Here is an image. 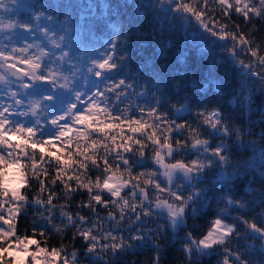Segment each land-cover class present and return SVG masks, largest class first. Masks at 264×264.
<instances>
[{
  "label": "trees",
  "instance_id": "obj_1",
  "mask_svg": "<svg viewBox=\"0 0 264 264\" xmlns=\"http://www.w3.org/2000/svg\"><path fill=\"white\" fill-rule=\"evenodd\" d=\"M208 2L212 10L204 17L205 22L209 16H213L221 23L229 24L226 29L229 32L233 30V24L240 25V31L247 33L253 43L260 46L259 54L264 56V20L253 17L250 22L246 21L234 8L230 10L229 18L223 15V6L214 4L213 0ZM251 2L255 3L256 0ZM153 3L154 0H4L6 9L0 7V25L14 26L0 35V52L13 58L6 65L16 63L21 70L28 71L27 65L18 61L25 58L38 59L41 67L37 74L48 76L51 73L53 79V83L43 80L36 81L35 84L29 80L32 87L27 89L12 87L10 90L0 84V110L7 108L5 115L10 120L36 129L35 135L26 145L22 144V140L27 134L18 138L16 134L8 132L5 138H10L12 144L21 143L29 155L35 153L38 161L43 155L44 162L39 163L38 167H48L49 170L55 166L56 155L67 159L69 151L74 152L77 145H80L82 151L88 150L89 154L93 151L102 154L104 149L99 145L96 149L91 148L93 141L109 144L113 149L109 156L111 160L115 155V145L107 137L115 136L116 144L119 145L125 137L133 134L127 124L122 125L123 135L118 127L105 128L104 134H99L97 129L104 125L91 119L93 115L98 120H107L109 123L118 124L119 121L113 122L110 117L94 108L89 113L88 109L93 104H98L112 116H121L122 119L142 118L147 123H159L149 117L147 112L157 101H161L163 107L160 111L166 113L168 122L175 121L176 124H186L191 128L199 127L200 138L209 141V152H204L202 148L192 147L187 128L171 132L173 144L180 140L186 146L179 149L183 155L174 152L171 158L167 157L166 163L182 159L191 164L196 160L203 162L206 159H216L211 156V149L222 140L218 133L213 134L208 125L201 123L202 117L198 113L218 108L230 121V126L239 128L242 132L239 141L235 135L223 138L229 157V165H225L224 170L231 175V179L226 183L218 181L220 169L216 167L205 168L200 182L192 181L191 186L186 180L177 181L174 177L171 185L173 191H182L185 196L200 193L199 197L194 196L189 202L185 209V223L176 230L169 227L165 216L157 215L161 211L155 209L157 195L161 200L169 199L172 202L168 193L159 192L153 185H148V200L147 203L143 202V209L151 211V216L141 215L140 207L135 211L125 208L124 219L120 220V210L114 204H109L107 209L102 205H94L93 212L89 208L80 207L81 201L87 202L86 192L73 194L71 201L65 200L61 193L53 200L56 207L49 206L46 209L45 206L30 204L27 209H21L15 220L17 235L31 238L35 231V238L41 242L42 247L49 249V253L52 248H63L57 255L60 262L67 257L68 264H73L70 254L75 251L77 264H89V257H101V264H111L112 254L102 251L100 245L95 253L86 254V242L79 236L75 241L72 240L75 229L61 214L63 211L72 214L74 218L77 213L85 216L87 222L79 226L91 228L98 238L106 237L109 232L123 236L125 240L137 234L151 238L162 249L160 264H223L224 259L233 264L235 256L228 252L237 251L246 256L250 264H264V242L246 238V233L251 230L241 223L242 220H248L258 227H264V197L261 196L264 193V179L261 177L264 173V160L261 159V151L264 150V84L257 77L248 80L242 75L241 65L233 62L229 51L221 47L231 46L233 42L230 39L219 40L218 37L211 36L190 15L183 20L174 19L173 15L167 14L168 5L157 3L153 7ZM196 6H199L198 0ZM36 16H40V19L37 20ZM46 16H52V19H45ZM29 27L31 31L28 30ZM113 42L116 45L114 50ZM21 49L25 51L22 52ZM113 51L116 53L113 59H117L122 51L119 62L123 65V70L109 72L99 69L97 64L113 55ZM236 51L237 60H244L246 63L256 60L250 54L242 52L239 46ZM209 69L216 81L223 82L222 94H218L215 84L210 82ZM252 70L259 71L260 66L254 63ZM244 71L247 72V69ZM96 72H101V75H95ZM0 74L5 76L1 60ZM5 77L7 79V75ZM121 79L125 81V85H119ZM242 81L247 85L243 95L251 96L250 104L241 100ZM61 84L66 86L60 87ZM12 91L16 93L15 96ZM77 92L80 94L79 100L76 99ZM50 93L54 94V99H45ZM17 100L22 103H16ZM37 102L40 108L33 115V105ZM70 103H75L76 109L68 114L67 121H59L60 124H66L67 134L62 141L56 140L53 135H49L56 132V126L52 125L51 120L66 114ZM184 106L187 107L186 111H176ZM22 113L26 115H21ZM73 115L88 116L89 119L73 123ZM12 127V124L8 125V128ZM146 135L147 132L137 133L133 137V140L141 139L146 144L143 157L139 156V146L135 144L130 145L132 152L125 153L122 148L120 152L132 160L143 161V166L132 164L133 176L140 172H156L151 179L154 184L159 183L161 188H165L168 186L167 181L153 159V148L156 146L146 140ZM158 135L163 142V135L159 132ZM33 141L38 142L35 147ZM40 141L45 143H39ZM0 151L6 152L7 149L0 146ZM12 151L13 157L18 156L22 163H28L19 149ZM166 152L167 149H162L161 155ZM8 159L11 160L12 157ZM49 159L53 161L52 164L47 163ZM97 174L98 170L89 165L88 175L94 179ZM179 175L181 174L177 173ZM145 178H140L142 187L145 186ZM29 184L31 187H23L21 192L29 194L31 200L35 181L29 179ZM61 188L62 185L58 182L55 190L59 191ZM130 189L131 185L121 195L128 198ZM135 190L139 191L138 188ZM46 195L47 193L45 198ZM103 195L105 199L108 198L107 193ZM225 197L241 202L244 207L239 204L226 206ZM141 202L139 195L129 199L130 205H139ZM117 203L120 201L117 200ZM110 210L115 219L109 218ZM137 215H140L139 220L136 219ZM48 217H51L50 221ZM216 218L236 225V233L228 238L232 242L230 245H216L207 251L208 255L194 254L189 261L183 251L188 234L191 233L196 239L203 238L213 227ZM57 227L63 231L57 233ZM40 231L45 232L44 237L39 235ZM44 240H47V244H44ZM109 242L108 239L100 241L101 244ZM155 254V248L146 245L127 253L120 264H151Z\"/></svg>",
  "mask_w": 264,
  "mask_h": 264
},
{
  "label": "snow or ice",
  "instance_id": "obj_2",
  "mask_svg": "<svg viewBox=\"0 0 264 264\" xmlns=\"http://www.w3.org/2000/svg\"><path fill=\"white\" fill-rule=\"evenodd\" d=\"M199 6L197 7V0H154L153 7L155 4L168 5V15H173L174 19H186L187 16L194 17L195 20L200 24L205 32L209 33L213 37H218L219 40H231L233 43L231 46L222 45L221 47L229 51L230 57L233 59V62L241 65L242 75L251 80L252 77H257L261 84H264V56L260 55V46L253 43L249 38L247 33L240 31V25L233 24L232 31H226L229 28V24L221 23V21L216 20L215 17L209 16L208 21L205 22L204 17L212 9L209 7L208 0H198ZM214 4H219L222 7V13L224 16H229L230 10L234 8L235 12L241 14L246 21H251L253 17L264 20V0H256L255 3H252L251 0H213ZM258 5V6H257ZM4 6V0H0V7ZM141 7H144L143 5ZM174 10V12H173ZM181 14V15H175ZM37 20L40 19V16L35 17ZM45 19L51 20L52 16H46ZM211 25V26H210ZM27 27V25H22ZM8 27H14L9 24ZM31 31V28H28ZM47 34V33H46ZM64 39V37H61ZM59 46V45H57ZM240 47L242 52L250 54L252 57H255L254 62H245L244 60H237L238 55L236 49ZM170 47V45H169ZM116 48L115 43H112V49ZM13 51H16L15 49ZM20 51H25L21 49ZM163 51V50H162ZM66 55V53H65ZM116 55L113 51V55L107 56L102 62L97 64V67L101 70H107L109 72L115 71L117 69L123 70V65L119 62L122 58V51L120 56L117 59H113V56ZM13 59L10 56L5 55L0 52V60L7 62L8 60ZM27 65L29 71H23L19 68H16L15 64H8L9 69H15L12 72L13 76H16L17 73H20L21 77H28L33 82L47 80L49 83H53L51 78L52 74L49 73L48 76H45L43 73L37 74L38 70L41 67V64L38 62V59L25 58L22 61H18ZM254 63L260 66L259 71H253ZM247 69V72L244 70ZM92 69L90 68L89 71ZM210 73V82L214 83L216 86V91L218 94L223 92V82L216 81ZM95 75L100 76L101 72H96ZM6 81V77L3 74H0V82ZM119 85H125V81L121 79ZM65 84H61L60 87H65ZM131 87V85H126ZM154 86V85H153ZM22 87L27 89L31 88L32 84L23 83ZM247 85L242 81L240 86V96L241 100L245 104H250L251 96H244V90ZM16 93H13L15 96ZM100 95V93H97ZM80 94L76 93V99L79 100ZM47 100H53L54 94H49L45 97ZM16 103H22V101L17 100ZM163 107L161 101H157L156 104L150 108L147 112L149 117H153L159 123H147L143 119H131L124 118L121 116H112V114L106 109L101 108L98 104H93L88 112L91 113L92 109H96L97 112L104 113L107 117H110L113 122L119 121V123H109L107 120H98L95 115L91 119L95 120L98 124H103V128H98L97 132L101 135L104 134L105 128L118 127L121 128V135H123L122 125L127 124L128 129L133 134L132 136L125 137L119 145L116 144L115 136H108L107 139L110 140L112 145H115V155L109 159L110 154L113 149L109 147L108 143H103L102 141H93L91 144L92 149H96L99 145L104 149L103 153L91 152L89 154L88 150H81L80 145L76 146L74 152L69 151L67 159H62L60 155L55 156V166L49 170L48 167L40 168L38 167L39 163L44 162V156L39 157V161L36 159L35 153L29 155L26 148L22 147V144L26 145L27 141L31 139L35 133L36 129L33 127H25L24 124L19 122H13L9 119V116H6L5 113L8 112L7 108L0 110V146H5L7 151H0V198H7V200L0 199V213L3 211L4 204L10 202L12 207L8 209L9 216L5 218V215L0 214V264H27V258L31 257L33 264H41L39 257L41 254L49 253L47 247H42L41 242L37 240L36 232H33L31 238L27 235H17L16 227L14 221L18 219L21 209H27L30 204L45 206L46 209L50 207H56L53 204V200L56 199L61 193L63 198L67 201H71L73 194L77 192H86L87 193V202L81 201V208H89L95 212L94 205H102L104 208H108L109 204H114L120 210V220L124 219L125 208H129L131 211H135L137 207L142 209L141 215L151 216L153 213L149 210L143 209V202L139 205L136 203L129 204V199H134L137 196L135 189H139L140 195L143 196L144 200H148V192L146 186L153 185L155 189L159 192H167L168 196L171 198L172 202L169 199L161 200L160 196H156L157 203L155 204L156 209H161L162 211L157 213V215L165 216L168 226L175 229L178 225L185 223L183 217L185 214V209L189 206V202L193 200L194 196L199 197L200 193L197 192L193 195L185 196L182 191H173L171 185L173 183L174 177L179 180H186L188 185L191 186L192 181L200 182L201 173L205 168H219L220 172L218 174V181L223 180L225 183L231 179V175L227 174L224 170L225 165H229V157L226 154V145L223 142L224 137L236 136L239 141L242 132L239 128H233L230 126V121L226 119L220 109L215 108L211 111L199 112L198 116L202 117L201 123L208 125L212 129L213 134H219L222 142L216 145L211 149V156L216 159H206L201 162L200 160L192 161L191 164L185 163L182 159H177L165 163V156L161 155L162 149H167L166 156L171 158L173 153L176 152L178 155H183L179 152L181 147H185V144H182L180 140L174 142L171 141V132L180 131L183 129H188V136L192 139L193 148H202L204 152H209L207 139L200 138V129L191 128L186 124H176L175 121L168 122L166 119V113L160 111V108ZM175 107V106H174ZM40 108V104L37 102L33 105L32 114H36V110ZM76 109L75 103H70L66 114L57 116L55 119L51 120L52 125L56 126L55 133H49L53 135L56 140H63L66 136L68 128L66 124H60L59 121H67L68 114H72L73 110ZM187 107L177 108L176 111L183 112L186 111ZM11 115V113L9 114ZM21 115H26L22 113ZM89 119L88 116L73 115V123H80L84 120ZM39 123V121H36ZM12 124V128H8V125ZM91 127V125H88ZM150 130V131H148ZM8 132H12L17 135V137H22L24 134L26 138L22 140L21 143L12 144L10 138L6 139ZM146 140L150 141L152 145L156 147L153 148V159L156 164L164 169L163 175L167 178V187L161 188L159 183L153 182L151 179L152 176H155L156 172H140L135 176L132 174V164H140L143 166V161L141 160H132L131 157L121 154L120 149L122 148L125 153L132 152L133 149L130 145L135 144L138 147L137 152L140 157L145 155L144 148L146 144L141 139L133 140V137L137 133H145ZM158 132L163 135V142L158 135ZM50 142V141H49ZM37 141H33V147H35ZM39 143H45V141H40ZM19 149L20 153L27 158L28 163H22L21 159L13 157V151ZM12 157L11 160L8 158ZM78 157V159H74ZM261 159L264 160V150L261 151ZM131 161V163H130ZM48 164H52L53 161L49 159ZM89 165L93 169L98 170V174L93 179L88 175ZM29 173L31 176L29 177ZM71 173V174H70ZM177 173L181 174L177 176ZM49 176L51 179L49 180ZM127 177V178H125ZM146 177L144 179V187L141 186L140 178ZM262 179H264V173L261 174ZM29 179L35 181L34 191L31 197L29 194L22 193L21 188L31 187L29 184ZM62 185V188L59 191H56L57 183ZM74 182V184L72 183ZM131 185L130 193L128 198L121 195L122 190ZM108 194V198L105 199L104 193ZM45 193H47L45 198ZM261 196L264 197V193H261ZM117 200L120 203H117ZM151 203V201H149ZM226 206H236L239 204L240 207H244L241 202H236L231 197H225ZM64 206H61L63 208ZM61 214L67 218L68 224L72 226L75 230L72 233V240L75 241L77 236L81 237L86 242L85 253H95L97 251V246L100 245L101 250L112 254L113 260L111 264H120L124 259V256L133 251L134 249H139L144 246L154 247L156 254L152 258L151 264H160L161 260V247L154 240L149 237H146L142 234H137L135 236H129L127 240L123 236L112 235L111 232L108 233L106 237H97L93 234L91 228H83L79 225H82L87 222L85 216L76 214L75 218L72 214L67 212H61ZM98 215V213H97ZM110 219H115V215L110 210L109 213ZM49 221L51 217H48ZM137 220L140 219V215H137ZM242 224L247 225L251 230L246 233V238L259 240L264 242V227H258L256 223H250L248 220H242ZM3 225H8V228L5 229ZM57 233L63 231L61 228L55 229ZM236 233V225H230L223 222L221 218H216L213 221V227L207 232L206 235L201 239L194 238L191 233L188 234L186 239V244L183 249L186 257L191 261L192 256L195 255H208L209 253L205 250L213 249L216 245H230L232 241H229L231 237ZM39 235L41 237L45 236L44 231H40ZM239 238V234L237 233ZM101 239H108L110 242L101 244ZM132 241H139L141 243L133 244ZM44 244H47V240H44ZM30 246H35V250L30 251ZM64 249L52 248L50 255L57 256ZM226 251L228 249L226 248ZM229 255H234L235 260L233 264H250L246 256H242L241 253L237 252H228ZM73 264H77V254L73 251L71 254ZM10 258V259H6ZM101 257H96L92 259L89 257V264H101ZM46 264H52L51 261H47ZM63 264H68L67 257L64 258ZM104 264H109V262H104ZM223 264H229L228 259L223 260Z\"/></svg>",
  "mask_w": 264,
  "mask_h": 264
},
{
  "label": "rangeland",
  "instance_id": "obj_3",
  "mask_svg": "<svg viewBox=\"0 0 264 264\" xmlns=\"http://www.w3.org/2000/svg\"><path fill=\"white\" fill-rule=\"evenodd\" d=\"M3 8L6 9L4 6H3ZM0 16H1V14H0ZM8 31H9V27H6V26H4V25H0V35H1L2 33L8 32ZM1 61H2V66L4 67V74H5V65H6V62L3 61V60H1ZM12 64H15V65H16V63H12ZM16 66H17V65H16ZM28 71H29V69H28ZM5 76H6V74H5ZM29 80H30V79H28V77H22L21 80H19V81H14V80H11V79L7 76L6 81H4V82H0V84H3L5 87L7 86L8 89H10V90H12V87H15L16 89H19V88H20V89H24V88L22 87V84H23V83H28ZM31 81H32V80H31ZM35 82H36V81H35ZM35 82L32 81V83H34V84H35ZM13 93H15V92L12 91V94H13ZM162 156H165V163H166L167 156H166V155H162ZM157 165H158V164H157ZM158 167L161 169V171H162V173H163V172H164V169L161 168L159 165H158ZM163 177H164V178L166 179V181H167V178H166L164 175H163ZM173 180H174V179H173ZM126 189H127V187L124 188V189L122 190V192H124ZM21 190H22V188H21ZM105 193H106V192H105ZM137 195L140 196V199H141L142 202L147 203V200H144L143 196L140 195V192H139V191L137 192ZM5 199L7 200V198H5ZM10 207H12V204H11L10 202H6V203L4 204V207H3V211H2V213H0V214H3V215H5V218H8V216H9L8 209H9ZM155 209H156V207H155ZM156 210H158V211H162L161 209H156ZM183 219H184V221H185V214H184ZM14 223H15V221H14ZM224 223H226V222H224ZM0 224H2V221H0ZM226 224H229V223H226ZM182 225H184V224H182ZM182 225H178L175 229H173V228H172V229H173V230H176V229L179 228V226H182ZM230 225H233V224H230ZM3 227H4L5 229H7V228H8V225H3ZM31 250H35V246H30V251H31ZM205 251H209V250H205ZM6 259H10V258H6ZM39 259H40L41 264H46L47 261H51L52 264H55V263L57 264V263L59 262L58 257H57V256H52V255H50V253L41 254V256L39 257ZM27 264H33L32 260H31V257H28V258H27Z\"/></svg>",
  "mask_w": 264,
  "mask_h": 264
},
{
  "label": "water",
  "instance_id": "obj_4",
  "mask_svg": "<svg viewBox=\"0 0 264 264\" xmlns=\"http://www.w3.org/2000/svg\"><path fill=\"white\" fill-rule=\"evenodd\" d=\"M16 68H17V67H16ZM14 70H15V69H9L8 67H6V73L8 74V76H9L10 78H12L13 80H20V79H22L20 73H17L16 76H13V75H12V72H13Z\"/></svg>",
  "mask_w": 264,
  "mask_h": 264
}]
</instances>
